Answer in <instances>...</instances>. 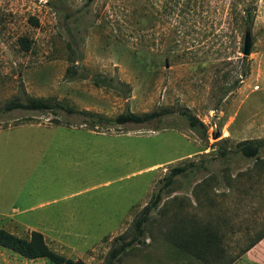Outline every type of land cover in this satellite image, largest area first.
<instances>
[{
  "label": "rangeland",
  "instance_id": "rangeland-1",
  "mask_svg": "<svg viewBox=\"0 0 264 264\" xmlns=\"http://www.w3.org/2000/svg\"><path fill=\"white\" fill-rule=\"evenodd\" d=\"M83 2L0 0V227L23 237L38 230L63 256L102 263L119 236L131 235L162 175L192 161L198 168L162 189L144 240L116 264H224L232 255L229 264H250L246 250L236 253L264 227V170L239 154L220 156L217 145L239 140L223 139L224 123L237 137H264V0ZM251 4L245 55L239 13ZM63 6H81L83 21H65ZM68 65L77 77L64 76ZM94 74L112 86L95 84ZM16 96L50 97L72 111L3 109ZM162 107L173 111L151 123L111 121ZM184 107L205 123L207 139L187 125ZM207 219L223 254L214 262L168 233ZM0 264L65 263L0 246Z\"/></svg>",
  "mask_w": 264,
  "mask_h": 264
},
{
  "label": "trees",
  "instance_id": "trees-1",
  "mask_svg": "<svg viewBox=\"0 0 264 264\" xmlns=\"http://www.w3.org/2000/svg\"><path fill=\"white\" fill-rule=\"evenodd\" d=\"M58 1V0H55ZM92 0H84L83 4L88 5ZM62 15L66 19L70 18L74 22H82L84 13L81 6L69 11L66 6L60 8ZM255 13V7L253 4L244 6L239 13V18L241 19L242 25L245 27H250ZM89 19V18H88ZM34 23L36 22L33 19ZM91 21V20H90ZM17 43L20 48L27 50L29 47V39L25 35H20L17 37ZM67 47L69 50L77 57H79L78 52L75 48L67 42ZM245 58V56L243 55ZM76 58V57H75ZM74 60V59H69ZM79 70L74 66H66L64 71V76L68 79L75 78L79 75ZM246 74V69H242L241 75ZM92 81L99 85H111L110 79L99 74H94ZM54 107H61L68 111H72L71 108L62 104L58 100L51 99L50 97H33L24 96L12 97L7 100L3 106V109L11 108H21V109H52ZM82 110H79L81 112ZM172 108L162 107L158 109H152L148 111L132 112L125 111L115 115L111 121L114 123H151L152 121L158 120L163 114L172 112ZM85 112V111H84ZM179 113L186 119L187 125L196 131L201 138L207 139V126L205 123L199 119L195 114L190 112L187 108H182ZM224 140L227 137H223ZM218 154L220 156H227L228 154H239V156L251 159L252 166L256 169V173L264 170V137L255 138H242L234 142L233 148H228L225 144L219 143L217 145ZM195 162L189 161L182 165L171 166L160 178V186L152 192L151 197L148 202H146L142 208L139 210L138 216H136L132 223V233L126 238L122 239L119 236L117 242L108 250L107 255L102 263L99 264H116L119 256L128 248L136 245L137 243L144 240V223L148 219V215L151 211L159 205V200L161 199V191L167 187L177 175H183L189 168H198ZM244 171L241 170L236 174L241 175ZM211 220H190L188 223V228L182 223H177L173 230L174 233L168 232L170 238L173 239L175 245L183 248L184 250L192 253L195 257L206 261L214 262L222 254V248L219 246V236L215 231L214 225L210 222ZM264 236V227L259 229L255 234H253L248 242L240 248L237 254L243 253L255 242ZM0 246L8 248L24 257L34 258V257H46L55 263H65V264H89L80 258L71 259L63 256L62 254L51 249L44 240L43 234L35 229L29 231L28 236L23 237L14 234L3 227H0ZM235 255L229 256L224 260V264H229L233 261Z\"/></svg>",
  "mask_w": 264,
  "mask_h": 264
},
{
  "label": "crops",
  "instance_id": "crops-1",
  "mask_svg": "<svg viewBox=\"0 0 264 264\" xmlns=\"http://www.w3.org/2000/svg\"><path fill=\"white\" fill-rule=\"evenodd\" d=\"M223 129L225 130L223 137L237 138V139L244 138V137H237V133L234 132L232 129H230V127L228 126V123H224ZM247 138H252V137L249 136ZM4 215H7V214L5 213ZM244 255H248L250 259V264H264V236L260 238L257 242H255L252 246H250L245 251Z\"/></svg>",
  "mask_w": 264,
  "mask_h": 264
},
{
  "label": "water",
  "instance_id": "water-1",
  "mask_svg": "<svg viewBox=\"0 0 264 264\" xmlns=\"http://www.w3.org/2000/svg\"><path fill=\"white\" fill-rule=\"evenodd\" d=\"M252 46V37H251V32H250V27H245L243 31V39H242V48L241 52L245 55H247L250 52V48ZM212 136L218 135V132L215 134H212Z\"/></svg>",
  "mask_w": 264,
  "mask_h": 264
}]
</instances>
